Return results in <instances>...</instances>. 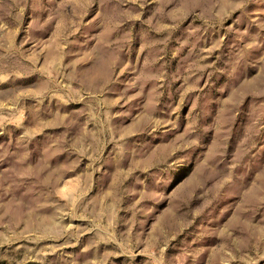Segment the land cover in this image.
Wrapping results in <instances>:
<instances>
[{"label": "rangeland", "instance_id": "374dc122", "mask_svg": "<svg viewBox=\"0 0 264 264\" xmlns=\"http://www.w3.org/2000/svg\"><path fill=\"white\" fill-rule=\"evenodd\" d=\"M0 264H264V0H0Z\"/></svg>", "mask_w": 264, "mask_h": 264}]
</instances>
